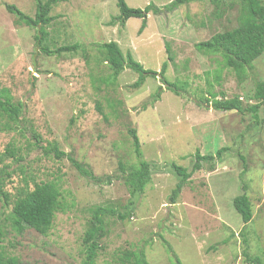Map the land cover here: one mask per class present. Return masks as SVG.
Segmentation results:
<instances>
[{"label": "rangeland", "instance_id": "374dc122", "mask_svg": "<svg viewBox=\"0 0 264 264\" xmlns=\"http://www.w3.org/2000/svg\"><path fill=\"white\" fill-rule=\"evenodd\" d=\"M170 1L125 0L133 8L151 3L161 10L147 14L140 32L139 18H129L124 26L109 24L119 14L116 0H58L50 11L45 44L49 49L73 43L79 47L47 55L37 45L36 28L16 23L5 7L13 4L33 16L35 0H0V91L21 104L16 122L0 112V154L8 144L18 148L16 159L0 162L10 173L4 176V190L12 199L25 183L32 187L33 180H53L65 207L56 212L48 234L33 229L19 234L7 219L10 206L0 199V224L6 231L2 245L20 264L81 262L90 209L114 205L124 211L132 198L118 166L136 161L130 128L150 163L151 178L132 199L128 218L105 219L106 235L95 264H134L127 255L140 250L148 264H246L242 231L249 252L264 263V107L255 117L251 111L216 110L204 100L213 93L238 98L244 106L254 104L255 83L264 79V52L239 76L223 66L220 55L195 46L237 26L239 0H195L167 11L164 5ZM109 41L156 72L169 45L173 61H168L165 77L181 86L180 94L168 90L159 76H148L135 88L138 75L127 68L111 79L101 47ZM160 85V98L150 105V95ZM51 143L99 180L81 175L67 157L45 153ZM220 147L228 148L221 159L213 167L203 162L171 203L178 180L171 163L190 170L196 151L214 154ZM242 193L252 211L245 225L232 204Z\"/></svg>", "mask_w": 264, "mask_h": 264}, {"label": "trees", "instance_id": "16d2710c", "mask_svg": "<svg viewBox=\"0 0 264 264\" xmlns=\"http://www.w3.org/2000/svg\"><path fill=\"white\" fill-rule=\"evenodd\" d=\"M193 1L195 0H171L164 5V9L172 11L180 5L188 4ZM239 1L242 11L238 17L237 26L223 32H217L207 40L197 42L195 46L203 53L220 55L222 64L225 68L233 70L237 75L242 76L246 69L251 67L252 62L264 52V4L262 0ZM57 2L58 0H35V12L33 16L23 13L13 4H7L5 6L7 11L16 17V23H23L27 26L36 28L35 39L37 40V45L40 46L41 52L47 55L60 54L63 51H75L79 47L78 43H73L49 49L45 44L47 38L46 27L53 20L50 11L52 6ZM116 5L119 14L113 16L109 24L113 25L115 21L119 23L120 26H124L129 18H139L141 19L140 32L146 26L147 14L149 12L159 14L161 11L159 7L151 3H148L143 8H133L128 6L125 0H116ZM101 47L103 49V60L108 64L111 70V79L115 80L118 74L127 68L138 75L132 84L135 88L141 86L148 76H159L160 81L162 84H165L168 90L180 94L181 86L177 85L175 82L168 81L165 77L167 63L168 61H173V54L171 53L169 45L166 44L165 46L167 57L166 60L162 62L158 72L144 68L130 52L123 53L118 44L114 41L103 43ZM216 79L218 80V77ZM161 89L162 86L160 85L155 93L150 95V105H153L154 102L159 100ZM210 95L209 98H205L204 100L210 102L212 108L216 110H237L240 113L251 111L254 113V116L257 117L260 107H264V79L258 80L255 83L253 98L256 102L254 104L244 106L238 98H216L215 94L212 93ZM20 105V103L17 105L14 104L5 90L2 89L0 91V112L6 114L13 122L19 120ZM147 106L148 104L146 102L143 103L144 109ZM128 133L136 161L131 163L120 162L118 166L120 176L116 175L115 177H120L122 179L128 189L130 197L135 199L143 193L146 185L150 181L151 167L149 161L143 158L141 144L136 130L130 128L128 129ZM227 149V147H220L214 154H200L199 151H196L190 170H187L181 165L171 163V168L178 177L169 197L171 203L175 202L176 197L181 192L183 186L188 182L192 173L202 168L203 162L209 163L210 166L213 167L216 159H221L222 153ZM44 150L45 153H52L56 158L67 157L81 175L95 182L99 180V177L95 176L92 170L85 166V164L77 161L70 154L61 151L57 143H51L50 146L44 148ZM17 153L18 148L13 143L8 144L0 154V162H2L4 158L16 159ZM7 168L5 164L0 168V199L5 206H10L7 217L10 222V227L19 234L26 229H33L42 235L48 234L56 212L65 210L61 202V192L58 183L53 180L38 182L33 180L32 187H29L28 183H25L24 187L18 190L12 199H10L9 193L4 190V178L10 177ZM111 181L112 176H107L106 182L110 183ZM132 199H129L123 205V212H120L119 208L114 205H96L90 209V218L87 221L82 238L85 254L82 261L77 264H95L100 250V240L106 235L105 219L107 217H116L119 220L128 218L134 208V201ZM232 204L236 212L240 215L244 225L251 220V203L245 193L235 196L232 200ZM5 234L6 231L3 225L0 224V264H20L16 257L8 256L5 253L2 245ZM241 234L243 245L242 255L244 257L243 262L246 264H264L260 256L252 255L249 252L246 233L242 231ZM223 242L226 241L224 240ZM131 258L134 264H148L143 250L129 253L127 255V260ZM176 263L180 264L178 260Z\"/></svg>", "mask_w": 264, "mask_h": 264}]
</instances>
